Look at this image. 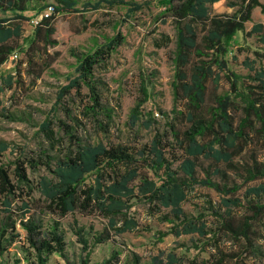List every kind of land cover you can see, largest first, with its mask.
<instances>
[{
    "label": "trees",
    "instance_id": "obj_1",
    "mask_svg": "<svg viewBox=\"0 0 264 264\" xmlns=\"http://www.w3.org/2000/svg\"><path fill=\"white\" fill-rule=\"evenodd\" d=\"M219 1L161 0L166 8L161 17L170 16L176 32L172 83L175 106L173 118L163 130L153 128L151 120L141 122L139 109L150 98L143 77L141 97L131 119L133 126L155 130L149 144L133 148L124 143L91 141L81 134L77 110L89 117L106 138L113 126V113L103 102L109 88L99 73L107 70L112 55L124 44L125 37L120 32L104 45L75 55L76 76L60 88L53 108H61L64 120L46 119L39 126L49 147L42 152L44 162L18 158L4 163L10 144L0 140L3 262L14 248L21 251L26 264H48L53 255L68 262L60 219L78 212L106 221L101 231L91 228L85 232L83 227L77 231L85 252L80 264H90L97 245L140 230L132 213L137 203H143L150 216H159L171 225L168 232L160 233L161 239L168 235L199 237L202 244H196V248L209 252V258L189 264H249L250 258H264V158L260 156V150H264V68L256 67L257 61H264V52H254V61L246 60L245 66L253 73L246 77L232 72L224 59L237 33L246 31L253 11L261 8L264 13V4L260 0H242L234 15L211 16L209 6ZM102 4L129 6L130 13L143 10L145 5L132 0H99L86 4V8L98 10ZM76 6L75 0H57V5L41 8L36 7L34 0H0V13L14 14L0 17V67L15 54L23 56L16 61L15 74L1 77L0 93L24 89L23 72L37 81L51 68L60 55L50 52L59 45L55 21L63 14L80 13ZM49 8L50 15H43L32 36L25 37L23 23L31 21L26 14L33 11L38 16ZM253 35L264 45L263 24H255L245 32L247 38ZM171 42L163 34L155 45L163 48ZM221 73L230 91L214 95L210 104V85L214 92L218 90ZM66 98H79L82 105L71 108L66 105ZM51 151L56 154L50 155ZM201 161L208 162L202 166V178ZM41 165L50 176L35 181L30 171L36 172ZM197 187L223 197L220 206L206 200L213 213L211 226L202 221L203 214L193 218L184 211V203ZM244 187L240 198L238 194ZM49 216L58 219L51 217L46 221ZM117 258L116 252L113 259ZM176 262L175 256H170L169 264Z\"/></svg>",
    "mask_w": 264,
    "mask_h": 264
},
{
    "label": "rangeland",
    "instance_id": "obj_2",
    "mask_svg": "<svg viewBox=\"0 0 264 264\" xmlns=\"http://www.w3.org/2000/svg\"><path fill=\"white\" fill-rule=\"evenodd\" d=\"M80 13L63 14L55 21L56 35L59 45L50 50L58 52L59 58L47 70L40 79L32 81L23 72L25 80L24 89L14 88L0 93V140L10 144V149L4 153L3 162L38 160L41 163L46 160L42 154L49 147L39 126L46 119L64 120L63 111L57 108L53 111L57 100V94L61 87L69 83L70 79L76 76L77 61L75 55L87 53L92 49L100 47L106 41L119 32L125 37V42L112 55L107 70L100 72L99 76L108 85L109 91L104 94V104L111 109L113 115V126L108 137L98 131L93 121L80 114L84 138L91 141L97 139L114 144L124 143L133 148H141L150 143L155 130L147 129L141 125L133 126V109L141 97L142 79L146 78V86L150 93L147 103L140 107L141 122L151 120L156 130L165 129L168 122L173 118L172 110L175 106L172 83L174 80L173 57L175 51L176 32L172 18L161 17L165 6L161 0H132L137 3H144V9L136 13L128 11L129 6H108L102 4L98 10L86 8L88 3H96L99 0H75ZM130 1V0H127ZM264 4V0H260ZM242 0H220L209 6L211 16H232L236 13ZM37 8L47 5H57V0H34ZM234 4L235 6L231 5ZM47 13L34 16V12H28L26 16L31 21L23 23L25 37H31L35 23ZM12 13H0V17H13ZM255 24L264 25V13L261 8H256L252 14V21L246 23V31L252 30ZM245 32H238L228 46V54L224 57L232 72L246 77L252 74L245 66L246 60L254 61V52H264V45L261 44L257 35L247 38ZM167 35L172 42L163 48H157L156 40L161 35ZM17 58H11L6 64L0 67L1 77L15 74L16 61L22 59V54ZM257 68H264V61H257ZM25 69V65L23 67ZM219 88L214 92L210 85L209 103L214 95L226 94L230 91V85L221 73ZM87 91H83V102ZM79 98H66V105L71 108L81 106ZM178 110L182 109L181 103L177 104ZM140 122V123H141ZM139 123V124H140ZM57 131L58 128L55 127ZM56 154L51 151L50 155ZM261 158H264V150H260ZM208 162L201 161L199 176L204 177L202 166ZM31 177L38 181L40 178L49 177L50 173L44 166H39L36 172L30 171ZM235 181L242 184V180L235 177ZM246 187L238 194L243 198ZM39 198V193L35 195ZM222 196L217 192L205 187H197L184 203L183 208L188 217L197 218L203 214L202 221L208 222L211 226L213 213L208 207L206 200H212L214 205L220 206ZM225 209H223L224 211ZM169 212L165 210V213ZM132 213L140 223V230L134 233H126L115 237L102 245H97L91 253L90 264H169L170 256H175V264H189L190 261L209 258V252H201L196 244L201 245L197 235L182 236L176 238L168 235L161 239L160 233L168 232L171 225L162 222L159 216H150L147 207L143 203H137ZM58 219L56 216H49V219ZM61 228L67 243L69 261H65L58 255H53L48 264H80L81 258L85 257L82 245L79 243L77 231L83 227L85 232L93 228L94 232L101 231L105 220L97 215L84 216L80 213L69 214L60 219ZM264 244V242H263ZM118 258L113 259L114 253ZM6 260V261H5ZM16 260L20 262L17 263ZM0 258V264H26L23 261V254L14 248L10 255L4 259ZM249 264H264V258L248 260Z\"/></svg>",
    "mask_w": 264,
    "mask_h": 264
},
{
    "label": "built area",
    "instance_id": "obj_3",
    "mask_svg": "<svg viewBox=\"0 0 264 264\" xmlns=\"http://www.w3.org/2000/svg\"><path fill=\"white\" fill-rule=\"evenodd\" d=\"M50 13H51V8H49V9L47 10V13H46L44 16L48 17V16L50 15ZM35 24H37V22H36ZM12 57H13V58H17L18 56L15 54V55H13Z\"/></svg>",
    "mask_w": 264,
    "mask_h": 264
}]
</instances>
